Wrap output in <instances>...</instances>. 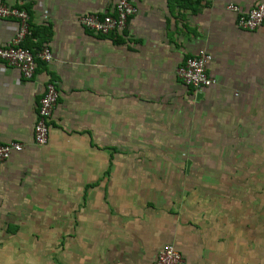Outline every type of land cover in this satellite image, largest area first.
<instances>
[{
  "label": "crops",
  "instance_id": "1",
  "mask_svg": "<svg viewBox=\"0 0 264 264\" xmlns=\"http://www.w3.org/2000/svg\"><path fill=\"white\" fill-rule=\"evenodd\" d=\"M115 1L0 0L29 15L22 46L52 53L31 79L0 61V143L23 145L0 161V264H153L164 244L183 264H264V23L242 29L227 8L261 0H131L123 29L79 23ZM17 26L0 18V46ZM200 51L215 82L194 89L177 69ZM48 82L58 99L37 145ZM250 177L251 263L248 221L232 216Z\"/></svg>",
  "mask_w": 264,
  "mask_h": 264
},
{
  "label": "built area",
  "instance_id": "2",
  "mask_svg": "<svg viewBox=\"0 0 264 264\" xmlns=\"http://www.w3.org/2000/svg\"><path fill=\"white\" fill-rule=\"evenodd\" d=\"M236 11L237 23L240 28L254 30L264 23V0L247 11H237L235 5L227 6ZM135 7L131 0H116L114 14L87 13L79 18V23L87 30L108 35L123 29L129 18L134 14ZM0 18H15L18 21L16 33L7 46H0V61L9 67L17 68L25 79H31L37 67V60L50 61L52 53L48 46L35 51L22 46V41L30 34L29 15L23 9L8 7L0 3ZM212 56L200 51L190 57L184 65L177 69L181 82L194 89L207 87L215 82L209 75L207 64ZM58 99V90L54 82L45 84L44 92L39 101L37 120L33 126V140L37 145L47 142L49 136V119ZM23 145L19 142L0 143V161L6 160L14 152H20ZM180 252L172 244H164L158 251L153 264H183Z\"/></svg>",
  "mask_w": 264,
  "mask_h": 264
},
{
  "label": "rangeland",
  "instance_id": "3",
  "mask_svg": "<svg viewBox=\"0 0 264 264\" xmlns=\"http://www.w3.org/2000/svg\"><path fill=\"white\" fill-rule=\"evenodd\" d=\"M262 179H259L261 181ZM258 179L256 177H250L247 179L249 192L247 196L243 197V208L242 211L240 209H233V217H240L243 216L246 221H248V232L246 234V229L242 231L243 239L246 240L243 241V244L246 246L245 250L248 251V254L250 255V263L251 261L256 260V253H257V241H256V220L258 217V212L260 213V209H256V182ZM236 182H239L238 178L232 179L233 185L236 184ZM238 184V183H237ZM236 184V185H237ZM236 192V191H235ZM246 197V199H245ZM232 200L237 202L239 200V196L237 197L236 194L232 196ZM245 200H247V207L245 206ZM230 216V213H229ZM236 237L233 238V244L236 243ZM240 238V237H239ZM240 242V241H239ZM254 259V260H253ZM255 264V262H254Z\"/></svg>",
  "mask_w": 264,
  "mask_h": 264
}]
</instances>
